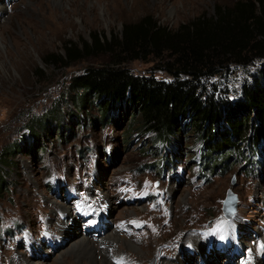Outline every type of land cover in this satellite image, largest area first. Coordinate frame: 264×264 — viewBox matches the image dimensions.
<instances>
[{
  "label": "rangeland",
  "instance_id": "obj_1",
  "mask_svg": "<svg viewBox=\"0 0 264 264\" xmlns=\"http://www.w3.org/2000/svg\"><path fill=\"white\" fill-rule=\"evenodd\" d=\"M234 1L0 0V155L21 135L30 143L2 168L7 185L0 196V264H78L72 246L82 236L109 255V264H264V141L257 152L242 141V157L235 151L228 165L212 172L203 167L192 131L179 133L172 146L142 154L150 136L124 137L130 114L125 107L106 124L91 123L98 116L94 106L80 109L78 118L71 113V78L113 55L99 53L69 67L43 62L49 53H63L66 40L89 41L94 31L120 37L123 21L152 15L175 30L216 16L218 6ZM122 64L173 78L152 55ZM263 73L264 59L256 58L230 63L204 80L236 99ZM54 104L65 112L64 135L47 132L37 146L26 120ZM228 189L238 199L230 218L223 213ZM113 233L118 241H105ZM89 256L98 260V254Z\"/></svg>",
  "mask_w": 264,
  "mask_h": 264
},
{
  "label": "trees",
  "instance_id": "obj_2",
  "mask_svg": "<svg viewBox=\"0 0 264 264\" xmlns=\"http://www.w3.org/2000/svg\"><path fill=\"white\" fill-rule=\"evenodd\" d=\"M99 53L114 57L106 64L88 65L71 78L70 97L76 110L71 113L78 118L80 109L94 106L98 116L91 123L106 124L125 107L130 114L124 137L131 138L134 132L150 136L142 154L172 146L179 133L192 131L202 146L203 167L212 172L228 165L233 152L242 157V141L251 143L256 148L253 152L264 141V73L244 85L236 99L219 94L204 80L230 63L264 59V0H236L229 7L218 6L216 16L198 17L175 30L161 26L152 15L123 21L120 37L114 34L108 38L94 31L89 41L66 40L63 53H49L43 62L69 67ZM141 55L159 58L161 67L173 78L166 81L136 73L122 64ZM37 71L43 75L42 69ZM64 115L54 104L40 115L28 116V136L38 146L43 134L66 127ZM59 135L64 134L60 131ZM28 142L25 134L21 135L0 155V196L7 185L2 168H8L12 163L9 157L27 148Z\"/></svg>",
  "mask_w": 264,
  "mask_h": 264
},
{
  "label": "bare ground",
  "instance_id": "obj_3",
  "mask_svg": "<svg viewBox=\"0 0 264 264\" xmlns=\"http://www.w3.org/2000/svg\"><path fill=\"white\" fill-rule=\"evenodd\" d=\"M70 218L72 219L73 217H69L67 222H65L66 224L69 225L70 223ZM74 222V221H73ZM65 224V229L67 228L68 225ZM64 229V226H63V232L65 231ZM109 240V241H115L117 242L118 241V237L116 238V235L111 234L109 236H107L105 238V241ZM198 237L197 236H194V241L197 240ZM104 241V242H105ZM103 242V240H102ZM101 243V242H100ZM96 244V243H95ZM104 244V243H103ZM102 244V245H103ZM107 244V243H106ZM133 245V246H132ZM132 247H134L135 249L138 248L140 249V247H138L134 242H132L131 244ZM75 250H74V258H76V261L78 262V264H109V261H108V256L107 254H104L102 252V250H100V252H98V249L95 247V245L93 244V242L91 241V239H89L87 236H82L80 238V240H78L77 242H75V245L72 246ZM110 247V246H109ZM113 248V246H112ZM199 248L200 249H203L205 248V244L204 242L200 243L199 244ZM97 249V250H96ZM73 250V249H72ZM141 250V249H140ZM95 251V252H94ZM73 253V252H72ZM90 254L93 255V258H94V254H98V260L96 258H94V261L92 262V260L90 261V257L89 256ZM111 254V253H110ZM100 257V259H99ZM119 258V257H118ZM69 260V259H68ZM88 261V262H87ZM68 262V261H67ZM66 262V263H67ZM74 262V261H73ZM72 261H69L67 264H74ZM34 264H41L40 262H36Z\"/></svg>",
  "mask_w": 264,
  "mask_h": 264
},
{
  "label": "water",
  "instance_id": "obj_4",
  "mask_svg": "<svg viewBox=\"0 0 264 264\" xmlns=\"http://www.w3.org/2000/svg\"><path fill=\"white\" fill-rule=\"evenodd\" d=\"M233 182L234 181H232V183ZM237 200V194L234 193L231 189H228L223 201V213L225 214L226 218L232 217L235 213Z\"/></svg>",
  "mask_w": 264,
  "mask_h": 264
}]
</instances>
